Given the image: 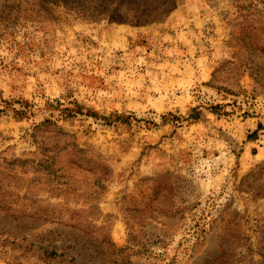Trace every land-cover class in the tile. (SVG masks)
<instances>
[{
    "label": "rangeland",
    "instance_id": "1",
    "mask_svg": "<svg viewBox=\"0 0 264 264\" xmlns=\"http://www.w3.org/2000/svg\"><path fill=\"white\" fill-rule=\"evenodd\" d=\"M31 2L0 0V264H264V0Z\"/></svg>",
    "mask_w": 264,
    "mask_h": 264
},
{
    "label": "trees",
    "instance_id": "2",
    "mask_svg": "<svg viewBox=\"0 0 264 264\" xmlns=\"http://www.w3.org/2000/svg\"><path fill=\"white\" fill-rule=\"evenodd\" d=\"M31 3L34 8H39L48 15H51L55 6L62 5L68 12L92 22L107 21L140 27L165 22L177 8L179 0H32ZM115 117L116 122L127 123L129 119L121 115ZM199 117L200 114H196L190 118L196 121ZM102 118L110 120L106 117ZM49 123L63 134V130L56 124Z\"/></svg>",
    "mask_w": 264,
    "mask_h": 264
}]
</instances>
